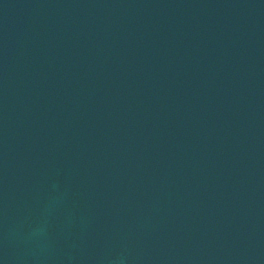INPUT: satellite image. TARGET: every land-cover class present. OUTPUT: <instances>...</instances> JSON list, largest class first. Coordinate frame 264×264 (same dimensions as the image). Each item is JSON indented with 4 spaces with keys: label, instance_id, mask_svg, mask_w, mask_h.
<instances>
[{
    "label": "water",
    "instance_id": "95a60500",
    "mask_svg": "<svg viewBox=\"0 0 264 264\" xmlns=\"http://www.w3.org/2000/svg\"><path fill=\"white\" fill-rule=\"evenodd\" d=\"M3 264H264V0H0Z\"/></svg>",
    "mask_w": 264,
    "mask_h": 264
},
{
    "label": "snow or ice",
    "instance_id": "6c2138e0",
    "mask_svg": "<svg viewBox=\"0 0 264 264\" xmlns=\"http://www.w3.org/2000/svg\"><path fill=\"white\" fill-rule=\"evenodd\" d=\"M0 264H3V260H0Z\"/></svg>",
    "mask_w": 264,
    "mask_h": 264
}]
</instances>
